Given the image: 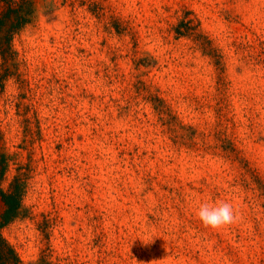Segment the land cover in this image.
<instances>
[{"label": "rangeland", "instance_id": "obj_1", "mask_svg": "<svg viewBox=\"0 0 264 264\" xmlns=\"http://www.w3.org/2000/svg\"><path fill=\"white\" fill-rule=\"evenodd\" d=\"M13 1L31 12L0 54L18 259L264 264V0ZM222 201L238 221L204 227Z\"/></svg>", "mask_w": 264, "mask_h": 264}, {"label": "trees", "instance_id": "obj_2", "mask_svg": "<svg viewBox=\"0 0 264 264\" xmlns=\"http://www.w3.org/2000/svg\"><path fill=\"white\" fill-rule=\"evenodd\" d=\"M7 7L3 16H0V54L3 55L8 48V39L13 31L26 24L29 20L30 9L23 10L20 8L18 2L13 0H5ZM17 6L12 8L11 5ZM8 14L13 16V20L10 24V29L7 31V36H3L1 33L2 26L7 19ZM22 196L21 186L15 185L12 191L5 192L0 189V201L3 205V209L0 213V264H23L17 257L12 247L6 242L1 235V229L9 224L16 216L20 206V200Z\"/></svg>", "mask_w": 264, "mask_h": 264}, {"label": "clouds", "instance_id": "obj_3", "mask_svg": "<svg viewBox=\"0 0 264 264\" xmlns=\"http://www.w3.org/2000/svg\"><path fill=\"white\" fill-rule=\"evenodd\" d=\"M198 218L206 228L219 230L235 224L239 216L230 202H219L218 204L204 203L198 210ZM150 241H143L145 244Z\"/></svg>", "mask_w": 264, "mask_h": 264}]
</instances>
